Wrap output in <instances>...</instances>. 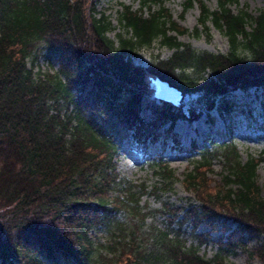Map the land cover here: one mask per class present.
Instances as JSON below:
<instances>
[{
  "label": "trees",
  "instance_id": "obj_1",
  "mask_svg": "<svg viewBox=\"0 0 264 264\" xmlns=\"http://www.w3.org/2000/svg\"><path fill=\"white\" fill-rule=\"evenodd\" d=\"M237 1L216 0L214 9L204 0L183 2L184 13L198 7L196 35L211 25L226 37L229 50L221 54L181 42L187 30L162 0L123 6L125 35L118 34L116 43L95 0H0V264H226V252L244 249L236 232L261 236L245 250L264 264L260 158L241 160L230 143L215 153L204 147L183 176L184 190L195 199L183 207L141 204L147 186L117 170L125 140L155 143L178 118L227 111L235 90H264V10L234 12ZM156 40L171 50L167 58L143 68L126 56ZM43 53L56 61L55 69L50 61L46 70L38 66ZM147 74L182 95L198 93L201 107L151 101L146 119ZM217 156L223 174L209 188L205 176ZM152 169L158 177L152 192L159 198L176 178L157 160ZM180 212L194 229L202 221L211 228L222 224L226 243L210 258L200 254L183 239L188 220L179 222ZM168 218L174 220L164 223ZM93 230L106 242H98Z\"/></svg>",
  "mask_w": 264,
  "mask_h": 264
},
{
  "label": "rangeland",
  "instance_id": "obj_2",
  "mask_svg": "<svg viewBox=\"0 0 264 264\" xmlns=\"http://www.w3.org/2000/svg\"><path fill=\"white\" fill-rule=\"evenodd\" d=\"M162 1L164 8L170 13L174 22L180 28L187 30V33L179 36L181 42L189 44L198 51L221 54L228 52L229 45L226 37L211 25H209L208 32L203 30L198 31V35L195 34L194 28L197 26L199 17V10L196 5L184 13V0ZM95 2L97 3V11L103 13L110 21L111 28L107 36L116 43L118 34L125 35L119 21L123 6H131L132 9H137L140 0H95ZM204 2L210 9L216 7V0H204ZM244 7L252 15H256L259 11L264 10V0H238L231 5L234 12ZM170 54L171 50L156 40L149 47L140 49L135 55L126 54V56L134 64L147 68L156 59H165ZM48 61L52 64L53 69L57 67L56 61L51 57L47 58L44 53L39 57L38 66L42 70H46L49 67ZM145 78H147L146 82L148 80L149 85L152 86L149 82L151 76L149 78L147 74ZM148 83H146L147 86ZM146 96L142 100L141 113L143 117L149 119L151 116L147 105L151 101L157 103L160 101L150 95V89ZM227 101L229 102L227 111L214 108L209 115L202 111L200 117L194 121L177 120L172 130L169 133H162L155 143H136L131 138L123 142L117 159V170L122 177L132 180L134 184L143 183L147 186L146 193L141 198V204H147L151 209H158L161 202L172 203L175 207H183L186 202L195 200L192 194L183 188L184 174L191 169L192 162L198 159V152L202 151L204 147L215 153L216 150H219L220 145L229 143L234 146L241 160H246L249 156L262 160L257 167V184L261 188V192L264 193V90L260 88H250L248 91L235 90L227 97ZM177 104L182 105L184 110L191 106L197 109L201 107L198 93L185 94ZM159 131L161 133L162 128ZM172 138L177 140V144L173 143ZM191 143L196 146L192 151L190 150ZM156 160L160 165L166 164L171 168L176 178L171 191L163 193L159 198H157V193L152 192L153 187L158 182V177L152 169V164ZM211 164V172H207L205 176L209 188L220 183L223 174L221 158L218 156L213 158ZM197 203L199 202H194V204ZM173 220V218H168L164 219L163 222L170 223ZM186 220H188L187 223L181 229L184 241L187 244L197 245L199 253L206 258L212 257L218 247L226 243L224 237L227 232L224 231L222 224L211 228L202 221L197 226L198 228L194 229L189 223L188 214L180 212L178 221L184 223ZM158 221H161L160 217ZM228 224L231 228L236 226L234 222ZM91 235L100 243L107 240V237L99 230H93ZM236 235L242 236L241 242L244 244V249L237 248L233 249L234 251L226 252L223 256L224 262L226 264H262L256 257H250L246 251L258 245L261 242V236L249 232H236ZM102 252L105 254L104 251ZM94 257L100 261L97 252H95Z\"/></svg>",
  "mask_w": 264,
  "mask_h": 264
},
{
  "label": "water",
  "instance_id": "obj_3",
  "mask_svg": "<svg viewBox=\"0 0 264 264\" xmlns=\"http://www.w3.org/2000/svg\"><path fill=\"white\" fill-rule=\"evenodd\" d=\"M149 78V82L152 84V86L149 85L148 80L146 83H148V86L151 87L150 95H152L153 97L163 100L165 102L172 103L174 105H176L178 101L182 98L181 92L178 89L169 86L167 82L161 81L158 77H155L154 75H149Z\"/></svg>",
  "mask_w": 264,
  "mask_h": 264
},
{
  "label": "bare ground",
  "instance_id": "obj_4",
  "mask_svg": "<svg viewBox=\"0 0 264 264\" xmlns=\"http://www.w3.org/2000/svg\"><path fill=\"white\" fill-rule=\"evenodd\" d=\"M148 88L150 89V87L148 86ZM261 89V88H260ZM242 91V90H241ZM200 98V97H199ZM194 106H191L190 108H193ZM201 115V114H200ZM200 116H198V118H199ZM192 117L191 116H187V118L186 119H181V118H178V120H182V121H194V120H196V119H198V118H194V119H191ZM177 121V120H176ZM175 121V122H176ZM173 128V127H172Z\"/></svg>",
  "mask_w": 264,
  "mask_h": 264
}]
</instances>
